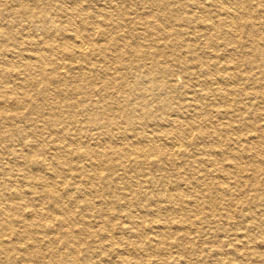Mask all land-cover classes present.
<instances>
[{"label": "bare ground", "instance_id": "6f19581e", "mask_svg": "<svg viewBox=\"0 0 264 264\" xmlns=\"http://www.w3.org/2000/svg\"><path fill=\"white\" fill-rule=\"evenodd\" d=\"M0 264H264V0H0Z\"/></svg>", "mask_w": 264, "mask_h": 264}]
</instances>
